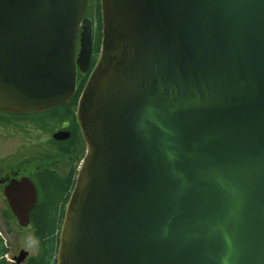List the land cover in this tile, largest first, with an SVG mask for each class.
Instances as JSON below:
<instances>
[{"label":"water","instance_id":"water-1","mask_svg":"<svg viewBox=\"0 0 264 264\" xmlns=\"http://www.w3.org/2000/svg\"><path fill=\"white\" fill-rule=\"evenodd\" d=\"M100 2L57 264H264V0ZM89 3L0 0V110L75 93ZM6 192L21 216L37 196Z\"/></svg>","mask_w":264,"mask_h":264},{"label":"flooded vegetation","instance_id":"flooded-vegetation-1","mask_svg":"<svg viewBox=\"0 0 264 264\" xmlns=\"http://www.w3.org/2000/svg\"><path fill=\"white\" fill-rule=\"evenodd\" d=\"M92 2L96 3V0ZM91 11L93 14V8ZM87 15L93 19L89 9ZM98 55L94 49L89 70L78 71V83L82 79L86 82ZM75 96L38 112L0 110V125L8 126L12 136L16 134L21 138L18 149L12 150L7 157H0V239L5 249L0 254V260L5 259L8 264H40L44 258L45 242L57 237L59 243L65 211L87 149L77 117L80 94L77 99H74ZM23 178L32 181L37 196L21 216L11 205L6 187L12 181H21ZM49 228H55L56 231L45 235L44 230ZM8 234H13L16 239L24 234V245L15 248L7 243L5 236ZM25 244L36 245L37 248L31 252Z\"/></svg>","mask_w":264,"mask_h":264},{"label":"trees","instance_id":"trees-1","mask_svg":"<svg viewBox=\"0 0 264 264\" xmlns=\"http://www.w3.org/2000/svg\"><path fill=\"white\" fill-rule=\"evenodd\" d=\"M91 8H93V21L95 23V52H99L100 50V44H101V30H102V23H101V5H100V0H96V3H93L91 5ZM95 58L93 59L94 63ZM85 83V79H82L79 84L78 88L75 93L74 99L78 97L81 89L83 88ZM2 119V117H0ZM63 195V194H62ZM60 195V196H62ZM55 228H49L45 229L44 233L45 235H51L55 232ZM57 248H58V238H51L48 241L45 242V252H44V258L41 260L40 264H56V253H57ZM5 251L3 248V245L1 244V239H0V254H2ZM0 264H8V262L5 259L0 260Z\"/></svg>","mask_w":264,"mask_h":264},{"label":"rangeland","instance_id":"rangeland-1","mask_svg":"<svg viewBox=\"0 0 264 264\" xmlns=\"http://www.w3.org/2000/svg\"><path fill=\"white\" fill-rule=\"evenodd\" d=\"M91 5H93V2ZM20 142H21V138L16 134H13L12 136L11 129L8 126L0 125V157L1 158L7 157L11 152H13L12 150L15 151L16 149H18ZM5 237H7V243L13 245L15 248L21 247L25 243L24 234H22V236H19L18 239H16V237L13 234L11 235L8 234ZM13 240H16L15 243L13 242ZM25 245L28 246V248H30L31 252H34L37 248L36 245L35 246H29L27 244Z\"/></svg>","mask_w":264,"mask_h":264}]
</instances>
